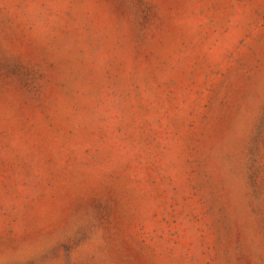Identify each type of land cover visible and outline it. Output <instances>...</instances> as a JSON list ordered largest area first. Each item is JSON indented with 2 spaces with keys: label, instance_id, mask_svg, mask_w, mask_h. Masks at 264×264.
Here are the masks:
<instances>
[{
  "label": "rangeland",
  "instance_id": "374dc122",
  "mask_svg": "<svg viewBox=\"0 0 264 264\" xmlns=\"http://www.w3.org/2000/svg\"><path fill=\"white\" fill-rule=\"evenodd\" d=\"M0 264H264V0H0Z\"/></svg>",
  "mask_w": 264,
  "mask_h": 264
}]
</instances>
